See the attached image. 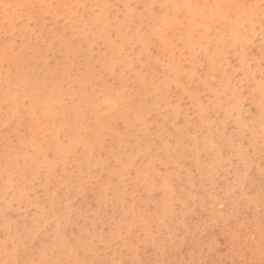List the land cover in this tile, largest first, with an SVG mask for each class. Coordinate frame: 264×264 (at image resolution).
Here are the masks:
<instances>
[{
    "label": "rangeland",
    "instance_id": "rangeland-1",
    "mask_svg": "<svg viewBox=\"0 0 264 264\" xmlns=\"http://www.w3.org/2000/svg\"><path fill=\"white\" fill-rule=\"evenodd\" d=\"M60 1L40 0L26 20L16 1L11 23L24 29L0 31V47L10 37L22 55L37 54L41 79L58 66L62 47L77 46L71 27L87 34L105 15L104 35L119 48L103 87H113L119 73L125 83L113 103L101 81L77 103L82 85L60 81L48 105L56 114L86 107L79 123L68 125L69 113L68 124H50L38 107L18 134L0 125L9 157L32 171L16 198L0 201V264H264V116L255 110V101L264 106V0H205L197 25L206 37L195 56L178 45L188 28L184 6L167 11L165 23L134 17L117 35L113 0H67L70 10ZM168 1L155 0L151 10L159 13ZM153 29L166 46H146L151 64L138 37ZM85 46L79 42L78 52ZM88 51L105 55L108 48L97 37ZM78 52L62 64L86 61L84 52L74 58ZM42 86L47 93L49 82ZM8 169L0 166V177Z\"/></svg>",
    "mask_w": 264,
    "mask_h": 264
},
{
    "label": "bare ground",
    "instance_id": "bare-ground-1",
    "mask_svg": "<svg viewBox=\"0 0 264 264\" xmlns=\"http://www.w3.org/2000/svg\"><path fill=\"white\" fill-rule=\"evenodd\" d=\"M16 1H21L24 4L22 15L25 14L27 16H25V20L31 17L34 13V6L39 9L42 8L40 0H0V31L6 35L9 34V36H11L16 31H22L24 29V25L22 24H19L17 27H15L11 23L12 15L20 8ZM101 1L105 3V0ZM133 1L140 4L139 10H136L130 6L131 2ZM154 1L155 0H113L111 6L115 9V14L113 16L114 23H112L111 26L115 31V34H123L124 30L128 27L129 23L134 17H144L147 20L155 19L161 23H165L167 21L165 15L167 11L170 9L175 10L179 5H181L186 8L189 20L187 22L188 28H186V31L181 33L179 36L178 45L188 46L190 48L191 54L195 56L198 52L196 50V48L199 47L198 44L203 43L206 37V33L203 34L204 29L199 27L200 25H197V20L204 18L202 16V10L207 6L205 0H169L165 4L161 5L162 10L159 13H154L151 10L152 3ZM60 4L64 9L67 8L70 10L67 0L60 1ZM210 13H213L212 9ZM105 18V15L96 16V18L90 22V29L87 31V34L78 32L76 26H72L70 34H74V37L77 39V46L72 49L62 47L64 54L60 62H57L58 66L54 69V72H51V74L44 73L41 79L37 78L36 74L38 71L37 63L39 60L37 54H35V58H27L25 55H22V48L14 49L10 46V37L9 40H7L0 47V59H2L4 62V64H2L6 65L0 68V125L7 127L5 132L8 130L7 133L14 131V133L18 134L19 127L24 125V123L28 120L31 121L33 110L38 107L42 109L43 116L46 117V120L49 121L50 124H54L56 121L59 123L68 124L66 118L69 113H74V115L73 117H69L72 118V120L68 125L79 123L88 110L86 107L81 108L79 106L73 105L71 107L62 109V111H59V113L56 114L55 112L51 111L52 108L50 105H48V101L53 100V96L56 97L55 91L57 90V85L62 80H66L68 85H72L73 82L82 85L80 90L81 93L76 97L77 103L81 102L82 100L89 99L92 95V86L101 81L100 87L105 94L106 100L110 103H113V100L111 99L117 96V91L119 88L124 87L125 78H122L119 73L116 77V80L118 81L113 87L110 89L103 87V80L106 81L104 78L106 76L105 73H111L113 70L112 64H107V61H109L113 55H116L119 48L118 45H113L104 35L106 31ZM159 35V31L153 29L147 35L138 37L141 41H143V44L139 50L140 55L143 53L146 54V46L150 43H156L157 46L161 48L166 46L159 39ZM97 37H101L102 42L108 48V52H104L105 55L93 56L88 51L89 46ZM190 37L194 39L191 40ZM29 38L32 40L34 39L35 41L37 40L35 36H30ZM187 40H190L193 45H190ZM79 42L86 43V46L84 47L85 51H83L85 54L84 59L86 61L76 64L73 68L71 66L63 65L62 61L64 59L71 57L79 51ZM83 52H78L74 58H78L79 56L83 57ZM145 57L147 62L151 64L153 63V59L150 55L146 54ZM11 60L17 62V68H15V70L12 72L9 68L11 67ZM118 63L122 69L125 67L129 68L127 67L129 65V61L124 58H119ZM95 65H98L97 70H94ZM209 66L216 69L211 63ZM44 82H49L50 85L49 88L46 89L47 93L43 91L44 89L42 85ZM144 88L145 87L142 85L139 86V90ZM24 99L27 100V105H22ZM57 99L58 98H56L54 101ZM4 106H6V109H4ZM255 110L258 113L260 119H262L264 116V106L259 101H255ZM89 115V118L92 122H94V125H98V121L97 123H95V121L99 119V114L93 110L90 111ZM28 133L32 135V131L30 129L28 130ZM31 140L32 139L30 138L27 143L30 144ZM11 148L12 145L10 141L9 145L7 143L3 145V143L0 141V166L5 165L9 168L8 170H3L5 175L3 178L2 176L0 177V201H3L6 198H16L17 195L22 192L20 187L23 185V187H27V180L25 177L32 172L29 166L26 165L19 167L17 166L16 162L11 157H9L7 151ZM205 148L209 150L210 144L208 142L205 143ZM34 150L39 152V148L37 146L34 147ZM35 151L32 153L33 158H37V152ZM167 162L173 165L174 170L179 171L180 167L174 163L172 159L168 158ZM25 169L26 172H24ZM199 173L202 175L201 170H199ZM1 180L3 181L1 182ZM21 182L22 185H20ZM150 186L155 188L154 183H150L148 187ZM160 186L165 187V190L167 184H160ZM164 205L165 204H163L162 207ZM58 236L59 235L57 234L56 238H58Z\"/></svg>",
    "mask_w": 264,
    "mask_h": 264
}]
</instances>
